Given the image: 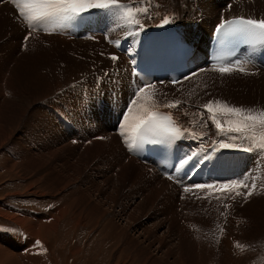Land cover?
I'll list each match as a JSON object with an SVG mask.
<instances>
[{"label":"bare ground","instance_id":"1","mask_svg":"<svg viewBox=\"0 0 264 264\" xmlns=\"http://www.w3.org/2000/svg\"><path fill=\"white\" fill-rule=\"evenodd\" d=\"M120 3L132 4L135 7L138 0L135 3L134 0H120ZM153 3L159 7L150 9V19L142 14L134 16L143 23V30H140L138 25H133L128 32L127 23L118 11L116 14H110L103 10L96 16H72L67 19L71 24L59 21L45 24L42 21L39 26L46 33L28 29L17 8L9 0L0 3V25L10 37L12 54L8 65L0 68V151L4 153L0 154V163L6 171L15 170L20 179H24L25 187L34 180L36 185L28 189L33 190L30 194L36 196L41 208L55 205L51 210L40 211L38 214L27 210L19 211L21 216L25 215L23 219L26 221H32L34 218L38 219V223L50 221L51 213L56 220L55 215L60 216L66 212L67 234L79 226L78 234L81 237L85 230L89 229L87 232L100 234L105 244L110 238L108 249L111 250L113 258H117L118 264H202L217 258V251L207 247L195 252L191 259L180 258L176 245L197 248L207 244L188 240L189 237L180 221L188 215H193L195 211H200L196 209L203 208L208 202L210 205L217 204L221 212L225 210V203L231 205L227 212L237 208L239 204H244L243 208H238L239 218L235 214L231 219L237 224L236 229L239 230L242 240H250V236L256 229L259 231V226L264 222L261 218L264 213V164L260 160L262 151H256L254 154H257V159L253 166L252 154L245 150L253 141L232 139L231 137L235 136L233 133L221 137L218 135L215 125L208 119L210 114L201 107L209 100L218 99L210 91L201 92V89L213 82L221 84L228 77L242 79V82L247 78L260 80L264 78V68L254 66L255 57L246 49L235 60L250 54V64L241 62L239 66L233 65L245 68L244 72L234 70L222 75L213 70L214 66H227L232 62L211 64L176 85L164 83L147 89L146 95L151 96L147 103L151 106L153 101L156 102L152 110L165 108L175 115L185 130V142L181 147L183 165L179 170L172 172V179H168L157 172L152 164L140 161L129 152L125 137L131 133V125L135 121H128L129 127L124 136H121V125L124 122L123 118L116 117L118 108L115 107V99L120 110L127 108L129 62L133 60L142 36L151 27H176L187 41L194 43L196 52L202 55L213 27L229 17L264 18V0H153ZM227 9L232 10L225 12ZM162 17L174 18V22L164 25ZM156 22L158 24H154ZM51 23L66 26L60 30L48 27ZM67 26L80 31L74 34ZM107 27L109 29L106 36L97 34L100 32L99 28ZM26 36H29L27 41ZM122 38L125 43L121 42ZM111 41H118L120 46L117 47ZM260 47L264 49V44ZM64 52L71 58V54L79 57L90 55L96 60L88 69L86 68L89 61L84 60L79 70L73 67L70 69L66 65L47 64L48 60L58 58ZM109 54L117 55L118 60L112 61ZM15 79H19V84L12 83ZM48 81L57 83L48 85ZM104 83L107 86L102 92L97 91L93 97L92 92ZM230 90L233 96L236 91L234 88ZM258 92L264 94V89L261 90L260 87ZM84 94L87 95V101L81 106L80 97ZM234 96L240 97V94L236 93ZM175 100L182 103L176 108L164 107L169 101ZM240 100L247 103V95L242 96ZM59 101H63L61 106ZM98 101L99 108L92 112L94 102ZM142 102L145 101H138ZM239 103L236 102V105L245 108L257 105ZM202 112L205 113L203 120L200 115ZM85 114L89 116L87 120L84 118ZM216 115L222 123L225 119H234L220 112ZM204 121L207 126H204ZM254 133L260 134V128L254 129ZM248 134L250 135V131ZM130 141L131 137L128 139V142ZM257 141L256 136L255 142ZM224 144L236 146L237 150L229 146L223 147ZM198 146L201 147L200 150ZM214 149L220 153L225 151L220 167H217L214 161ZM36 154L39 156L35 158L33 155ZM240 166L243 172L246 171L245 174L232 172H238ZM195 167H198L195 174L187 180L186 177ZM34 176L40 178L35 179ZM199 181L216 187L197 189L193 183L203 184ZM241 181L257 185L246 201L242 196L231 199V195L236 191L246 192L245 188L232 189L228 194L229 198L223 202L215 199L216 196L225 195L218 190L220 185ZM185 187L191 190L185 192ZM182 199H190L201 206L193 205L191 211L177 212L173 204L183 202ZM257 199L261 205L252 203ZM244 215L248 219L244 218ZM6 216L9 218L8 214ZM90 216L95 218L92 223L88 220ZM196 216L201 217V214ZM13 219L21 226L25 222L18 218ZM138 226L140 227L136 229ZM25 227L31 231L32 225ZM28 230L25 231L30 237L27 241L32 247L31 250L24 247V255L19 256L21 248L12 251L2 243L1 256L7 255L13 259L17 254L16 257L44 264L41 250L36 254L32 252V249L35 247L36 250L38 246L35 245L36 238L32 237V232L29 233ZM167 236L174 245L168 243ZM80 242L82 241L78 243ZM78 243L71 249L73 254L81 253ZM215 246L224 255H231L226 240L215 242ZM239 251L240 248L234 245L233 253L239 254ZM3 257L0 260H4ZM18 262L25 263L21 258ZM240 262L236 259L233 264H241Z\"/></svg>","mask_w":264,"mask_h":264},{"label":"rangeland","instance_id":"2","mask_svg":"<svg viewBox=\"0 0 264 264\" xmlns=\"http://www.w3.org/2000/svg\"><path fill=\"white\" fill-rule=\"evenodd\" d=\"M231 10L232 9H227L225 12H230ZM13 14H16V13H13ZM56 24H59V25H56ZM154 24H158V23L156 22ZM48 25H49L48 27L51 26V28H57L60 30H62L64 28L63 26H66V25H63L60 23H51ZM57 26L60 28H58ZM108 29H109V27L99 28L98 30L100 32L97 34L100 36H106L108 34ZM69 30L74 34H77L78 31H80L79 29H76V28L75 29L69 28ZM136 40L134 42H136ZM111 42H112V44H116L115 41H111ZM10 48H11L10 37L8 36V34L6 32V29L0 25V68H5L8 65V63L12 60V54L10 52ZM71 55L75 59L74 64H73L74 59L69 57L65 52L62 53L60 55V57H58V58H52V59L48 60L47 64H49L50 66H64V65H66V66H69L70 69H72V67H73L74 69L79 70L81 68V64H83L84 60L89 61L86 69H88L90 67L89 65H91L96 60L93 56H90V55L88 57H84V56L81 57L80 56L81 58L77 55H73V54H71ZM87 59H89V60H87ZM103 63L104 62H102V64ZM32 74H34V72H32ZM85 76H87V75H85ZM227 79H229V80H227ZM227 79H224L221 82V84H218L217 82H213V83H211L212 85L209 84L208 86H206L205 87L206 89L205 88L201 89V92L210 91V93L213 96H215L216 99L223 101V102H227L229 105H234V106H237L236 102L238 104L241 101L240 100L241 97L246 94L247 98H248V102H247L248 104H252V103L257 104L254 106H248L246 108L252 107V108H256V109H259V108L264 109V94L261 92H258V90H260V87H261V90L264 89V84H263L264 78H260V80L262 79L261 81L259 79L247 78V79H243V82H242V79H239V78L232 79L231 77H228ZM252 81L255 84L252 83ZM12 83L19 84V79H15ZM56 83L57 82H54V81H48L47 84L48 85H55ZM227 83H229V84H227ZM260 83H261V85H260ZM262 85H263V87H262ZM106 86H107V84H105V83L102 84L99 88L94 90L95 92L94 91L92 92V96L94 97V95L97 93V91L102 92L103 88ZM232 88L235 89V91H236L235 94L236 93L240 94V97L234 96L235 94L233 96H231L232 90H230V89H232ZM252 88H254L255 90L253 91ZM250 92H251L252 96H250ZM106 99H107V97L104 100L106 101ZM80 100H81V106L84 105L85 102L87 101V95H85V94L82 95L80 97ZM62 102L63 101H59L58 104L61 106ZM247 103L240 102L239 104H247ZM94 104H95V107L91 108L92 112H95V110L99 108V101L94 102ZM120 114H122V110H120V108H119L117 111L116 117L117 118L122 117ZM217 115H219V114H217ZM228 117H231V116H228ZM84 118H85V120H87L89 118V116L85 114ZM232 118H234V117H232ZM226 126L227 125H225V127ZM249 131H250V135H252L254 132V130H249ZM233 134H235V133H233ZM260 134L256 133L255 137L257 136L258 141L255 143L264 142V141L260 140V137L262 135H264V129L260 128ZM237 135H239V134H235V136H237ZM219 136L221 137V135H219ZM6 140L7 139H6V134H5V140L4 141H6ZM241 140L246 142V140H244V139H241ZM249 144H248V147H249ZM229 147L232 148L233 150H237L236 146L232 147V145H229ZM259 150L263 152V155L260 157V160L264 164V149H260V148L254 146L251 150L247 151L250 155L252 154L253 166H255V161L257 159V157H256L257 154L256 155H254V154L256 153V151H259ZM0 154H4V153H2L0 151ZM33 156L36 158L39 155L36 154ZM18 162H19V159H18ZM232 172L237 173V174H240V173L245 174L246 173V171L243 172V169L241 166L239 167L238 172H235V171H232ZM16 173L17 172L15 170H11V171L4 170L1 167V163H0V246L2 245V243H5L4 246L9 248L12 251L14 249L18 248V250H19L21 248V251H19L18 253H20L19 256H23L25 253L23 251L24 247H29L30 250L32 248V247H30L31 245L27 241L30 237L28 236V234L25 231V230H28V229H25L26 228L25 226H27L28 224H31L32 225L31 231H29V230L28 231H29V233L32 232L31 236L36 238L35 245L38 246V249L35 250V247H34V249H32V252L34 254H36V253H38V250H41V256H42V260H43L44 264H118L117 258H113L111 250L108 249V243L110 242V238H108V243L105 244L104 239H102L103 237L100 236V234L96 235L93 233V231L87 232L89 229L85 230L84 235L81 237V235H79L80 234V227L79 226L76 227L74 230H71L67 234V232H66L67 225L65 223V220L67 218L66 212L62 213L60 216L55 215L56 220H54V214L51 213L50 218H49L50 221L44 220V221H42V223H38V219L35 220V218L32 221H29V220L26 221L25 218L23 219V217L25 215L21 216L19 211H26L27 210L30 213L38 214L40 211L51 210L55 205L51 204V205H49V208L47 206H45L44 208H41V205H39L37 203L36 196H33L30 194V192H32L33 190L31 191L28 189L32 185H36L34 183V180L31 181V183L25 187L24 179H20V176L18 175V173L17 174ZM248 173H249V171H247V174ZM36 177L40 178V176H34L33 178L36 179ZM197 183H198V181H197ZM197 183L195 182V183H193V185L195 186ZM199 183H203V182L199 181ZM182 201L183 202L180 201V202H176L173 204V208L175 211H177V212H188V211L192 210L191 207L193 205L201 206V204L199 205L198 203H196L190 199H188V200L182 199ZM209 203L210 202L205 203L206 205H203V208L196 209V210H200V211H195L193 215H188L183 221H180L182 228L184 229L187 236L189 237L188 240H191V241L196 240V241H200V242H206L207 244L203 245V246H199L197 248H192V247L187 248L181 244L176 245L175 248L178 250V255L180 256V258L185 259V258L189 257L191 259V257L194 255L195 252H197L201 249L210 247L212 250L217 251V253H218L217 258L214 257L213 261L209 260L208 262H204L202 264H224L226 262V260L231 261V263L233 264V263H235L236 259L240 260L241 264H264V222H263V224H261L259 226V231L256 229V231L250 236V240H249V238H248V240H242V238L240 237V234H239V230L236 229L237 224L232 222L231 216L233 217L235 214H237V217L239 218L238 210L243 208L244 204L243 205L239 204L240 206L238 204H236V205H238V207L236 206L237 208L232 209L231 211L228 210V212L226 211L227 218H225V216L220 215L221 210L218 209L219 206L217 204H215V205L211 204L210 205ZM252 203H254L256 205H261V203L258 201V199L256 201H253ZM198 208H200V207H198ZM224 212H225V210H224ZM199 213L201 214V217L196 216V214H199ZM6 214L9 215V218L6 216ZM10 214H12V215H10ZM35 214H32V215H35ZM246 217L247 216L244 215V218H246ZM13 218H16V219L18 218L19 220H22V221L25 220V222L21 226ZM42 218H44V217H42ZM261 218L264 219V213H263ZM223 219H225V221H223ZM247 219H248V217H247ZM88 220L92 223V222H94L95 218L90 216V218ZM52 221H55V222H52ZM139 227L140 226H138L136 229H138ZM221 227H223V229H224L223 233H221V231H220ZM46 228H48V229H46ZM73 233L75 236L73 235ZM76 237H77V239H76ZM254 237H256L255 238V245H254V240H253ZM222 240L227 241L229 249H230V254H231L230 256L224 255L215 246V242H219ZM37 241H39V244H36ZM79 241H82V242L78 243ZM167 241H168V243L174 245L173 241L168 236H167ZM238 241H240V244L244 246V250L241 251V249H240L239 254H236V253H233V246L236 245V243ZM10 242H13L14 244H12ZM77 243H78V245L81 246V253L80 254H78V253L73 254L71 249L74 247L73 245H75ZM68 244L71 245L72 247L71 246L69 247ZM1 254H3V251L0 250V256H1ZM16 255H15V258L13 257V259H11L7 255L5 257L1 256L4 258V260H0V264H4V263L5 264H15L16 262H17L16 264H19L18 260L20 258L22 259V262H25L26 264H41V263L34 262L33 260L28 261V258L26 259V258L19 257V256L16 257ZM228 262H226V263H228ZM231 263H228V264H231ZM119 264H129V262H127V263L126 262H120Z\"/></svg>","mask_w":264,"mask_h":264},{"label":"snow or ice","instance_id":"3","mask_svg":"<svg viewBox=\"0 0 264 264\" xmlns=\"http://www.w3.org/2000/svg\"><path fill=\"white\" fill-rule=\"evenodd\" d=\"M6 0H0V3H4ZM17 8L20 17L26 23L27 27L31 30H35L36 26L42 21L51 19H68L72 16H81L82 14L90 12V10H106L110 14H116L118 11L121 14V18L129 25H138L140 30H143L144 25L140 19L134 18L135 14H142L147 18H151L149 12L151 8L159 7L158 4L153 3V0H138L137 6L133 7L132 4L120 3V0H9ZM136 0H134V3ZM143 5V6H140ZM115 10V11H114ZM174 22V18L162 17V23L164 25ZM230 25L229 34L245 40H255L261 44H264V18L254 19L245 17H236L231 20L222 22L217 27V31L224 29L225 25ZM30 35V33H29ZM29 36L25 37L27 41ZM116 46L119 47V42H116ZM104 55V53H101ZM109 58L112 61H117L118 56L115 54H109ZM217 60L223 59L222 57H216ZM241 61L235 60L227 66H214L213 70L220 72L222 75L225 73H231L234 70L241 72L246 71L243 67L239 66ZM107 75V74H106ZM190 79V77H185ZM155 88V85L147 84L140 86L133 95V99L129 101V106L126 108L125 114L123 115V124L121 125L120 135L124 136L125 130L128 129V121L134 120L135 123L131 125V130L134 135L131 138V142H128V138L125 137V142L128 143L129 149L133 148L137 139L143 140L145 138L144 133H152L153 135L168 137L171 139H179L183 133L180 132L179 128L171 127L163 121H172L170 114H161L152 110V107L156 106V102L153 101L150 106L147 101L151 100V96L146 95L148 88ZM138 101H145L138 103ZM182 101L175 100L169 101L164 107L176 108ZM207 110L210 115L208 119L212 121L218 130V134L221 136H227L231 133L239 134L231 137L232 139H244L253 141L249 144L246 151L251 150L254 146L260 149H264V142L255 143V133L250 136L249 130H254L257 127L264 129V109L256 108H245L243 106L229 105L227 102L220 100H209L207 103L201 106ZM139 112V115H133V113ZM220 112L225 116L234 117V119H225L223 123L217 118L216 113ZM201 118L205 113H200ZM175 123L174 121H172ZM225 125H227L225 127ZM204 126H207V122L204 121ZM261 141H264V135L260 137ZM223 147L229 145L224 144ZM191 159V157H189ZM186 163V161H185ZM169 179H172L170 176ZM197 189L209 188L212 189L216 186L213 184H197L194 186ZM257 185L252 183L249 185L248 182H235L232 184H222L219 186V191L225 193L224 196H216L215 199L221 200L222 202L229 198V193L232 189L245 188L246 192L236 191L234 195H231V199L235 200L237 196H242L246 201L249 196L253 194ZM188 187L184 188L185 192L190 191ZM198 199L200 197H197ZM225 212H221V216H226V211L231 207L229 204H223ZM223 233V227L220 228ZM39 244V241L36 242ZM236 247L244 250V246L239 242L236 243Z\"/></svg>","mask_w":264,"mask_h":264}]
</instances>
